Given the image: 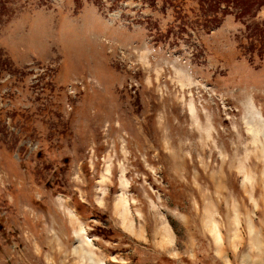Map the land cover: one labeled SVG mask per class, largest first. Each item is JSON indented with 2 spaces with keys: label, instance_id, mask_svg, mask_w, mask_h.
I'll return each instance as SVG.
<instances>
[{
  "label": "rangeland",
  "instance_id": "1",
  "mask_svg": "<svg viewBox=\"0 0 264 264\" xmlns=\"http://www.w3.org/2000/svg\"><path fill=\"white\" fill-rule=\"evenodd\" d=\"M238 1L0 0V264H264V0Z\"/></svg>",
  "mask_w": 264,
  "mask_h": 264
},
{
  "label": "trees",
  "instance_id": "2",
  "mask_svg": "<svg viewBox=\"0 0 264 264\" xmlns=\"http://www.w3.org/2000/svg\"><path fill=\"white\" fill-rule=\"evenodd\" d=\"M225 2H226V3H229L230 1H229V2L225 1ZM239 3H240V1L236 0V2H235L234 4H232V5H235V7H236V6L239 5ZM226 5H227V4H226ZM227 6H229V5H227Z\"/></svg>",
  "mask_w": 264,
  "mask_h": 264
}]
</instances>
